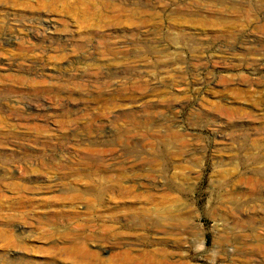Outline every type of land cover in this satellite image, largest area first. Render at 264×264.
<instances>
[{
    "label": "rangeland",
    "instance_id": "rangeland-1",
    "mask_svg": "<svg viewBox=\"0 0 264 264\" xmlns=\"http://www.w3.org/2000/svg\"><path fill=\"white\" fill-rule=\"evenodd\" d=\"M0 264H264V0H0Z\"/></svg>",
    "mask_w": 264,
    "mask_h": 264
},
{
    "label": "bare ground",
    "instance_id": "bare-ground-1",
    "mask_svg": "<svg viewBox=\"0 0 264 264\" xmlns=\"http://www.w3.org/2000/svg\"><path fill=\"white\" fill-rule=\"evenodd\" d=\"M10 28H11V27H10ZM11 62H13V64H14L15 61H10V62L7 63V65H8V64L10 65ZM24 63H25V62H24ZM34 63H35V62H34ZM34 63H33V64H34ZM31 64H32V63H31ZM11 65H12V64H11ZM29 65H30V64H29ZM4 66H5V65H4ZM13 66H14V65H13ZM13 66H12V67H13ZM16 66H17V65H16ZM9 67H10V66H9ZM14 67H15V66H14ZM17 67H18V66H17ZM19 68H20V67H19ZM12 70H13V69H12ZM44 73H45V72H44ZM53 74H54V73H53ZM2 81H3V80H2ZM41 82H42V81H41ZM5 145H6V144H5ZM170 212H171V211H170Z\"/></svg>",
    "mask_w": 264,
    "mask_h": 264
}]
</instances>
